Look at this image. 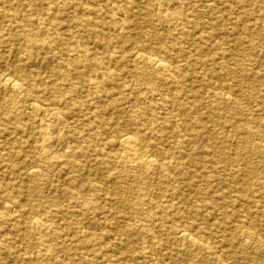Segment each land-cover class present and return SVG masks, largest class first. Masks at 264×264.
Instances as JSON below:
<instances>
[{
	"label": "bare ground",
	"instance_id": "obj_1",
	"mask_svg": "<svg viewBox=\"0 0 264 264\" xmlns=\"http://www.w3.org/2000/svg\"><path fill=\"white\" fill-rule=\"evenodd\" d=\"M16 1H18V5L9 7L4 5L5 2H0V18L5 16L10 19L5 20V37L9 35L14 43L17 41L24 43L25 47L22 50L19 49V51H21L22 57L26 59H36L39 50L53 53L52 61L48 63V68L52 71L55 79L53 82H49L41 74H38L35 82L33 84L29 83L30 79L27 73L19 72L25 69L26 66L19 65L13 73L14 75L4 76L3 83L5 87L10 89L12 94L20 98L23 96L22 100L30 102L32 111L37 117L41 118L39 123L42 125L41 135L44 145L51 144L55 140L58 142L62 141L63 137L56 135L59 134L58 130L63 127L62 124L65 122V110L75 106L79 111L86 114L88 117L86 124L89 129L88 136H73L74 146L67 154L66 160L63 161V164L75 173L81 168L78 158L87 156L89 147L99 140V131L105 129L109 124L106 119H103L104 113L111 107L116 106L115 101L117 99L103 101L102 98L103 94L107 92V87L116 80L118 82L120 76L110 65L117 58H120L118 57L120 51H116L115 44L119 42L117 41L118 39L128 38L130 31L134 30L139 40L150 38L148 41L142 42L141 50L135 52L133 56V62L136 63V74L133 77L142 84L149 86L152 92L160 91L162 101L172 105L182 116L191 117V115L197 114L199 109L196 96H194V101L191 102L184 95V91L187 88L184 79L187 77H192L194 74H201L211 78H221L222 74H231L240 79L259 76L250 70L251 65H253V56L257 55L259 48L264 46V7H260L257 0H227L230 16H234L231 23L232 33L238 46L236 51L229 50L226 47L228 41L226 39L227 25L222 18L223 15L217 0H156L158 6L166 8L167 14L176 8V4L202 3L194 8L192 15L181 14L184 21V26L180 29L181 33L179 32L181 40L174 36L178 30L175 25H169L170 27L166 33L158 31L160 18H157L154 14L157 10L156 8V10L146 8V12L143 14L144 24L136 20L133 10L141 9L140 6L143 0H52L51 6L48 5L47 7L51 10L55 7L63 17H53L50 20L41 21L39 29L31 31L27 35L24 32H28L26 28L33 24V20H25L20 12L21 8L42 7L47 10V7L41 3V0ZM80 8L82 9L81 11ZM258 12L260 15L257 14ZM201 15H206L210 28H204L203 24H201ZM62 21L65 22V25ZM81 27L90 35L105 42L104 53L108 54L109 63L105 62L103 57L98 54L92 55V57L89 56L79 38H75L77 41L75 45L72 44L77 48L76 51L79 54L75 56L70 53L69 50L73 46L65 41L62 30L65 29L67 37L73 38L76 34L75 31ZM197 30L199 31L196 32ZM215 33L221 36L218 44L220 48H223L221 49L223 54L220 58H218L219 50L210 47ZM22 34H25V37L19 38L18 35ZM16 37L17 39L15 40ZM184 45L187 47H184ZM242 46H246L248 51L246 52ZM65 56H68L66 60ZM174 59L177 60L176 63L178 64L175 65L170 62V60L173 61ZM179 63L181 64L179 65ZM162 71L176 74L180 78L182 77L183 80L171 83L166 82L163 88L160 87V90L156 86V79H161ZM127 78L125 77L123 80L122 88L118 92L119 95H123L125 100L128 96L133 99L138 104L139 114L149 115L150 123L156 126L157 131H155V137L141 138L129 131H119L117 142L124 152L123 159L130 162L128 163L129 166L140 164V168L144 170L157 167L181 171L183 168L182 162L165 148V142L168 138L166 134L168 130L167 119L161 118L150 108L151 106L147 104V100L140 91H132L130 94L126 92ZM84 90L90 92L91 101L80 105H77L76 102L73 103V97ZM193 92L197 94L199 91L194 89ZM249 95L250 90L248 88H240L237 91L236 99L232 102V108L239 109V106L242 105L241 101L247 100ZM46 97L50 100L47 101ZM216 100L227 105L231 104L227 98L217 96ZM244 111L241 108L240 112L244 113ZM245 113L247 112L245 111ZM211 118L217 126H221L224 120L223 113L217 110L211 112ZM259 119L261 120L255 126V130L250 132L262 138V142L256 144L254 148L261 158H264V115ZM16 120L17 117H6L3 122H16ZM253 120L254 118H248V122ZM145 122L144 125L147 123ZM15 124V129L19 132H26L31 129V127L19 120ZM76 124L78 125L79 122H76ZM185 129L191 133L188 136L189 140H193L195 137L193 130L189 127ZM171 130L177 136L176 139L174 138V144L181 146L183 144L179 135L182 130L181 126L174 124ZM212 134L211 147L213 151L209 154H204L205 157L211 155L212 158L209 161L207 173L202 175L203 185L196 188L187 186L192 188L190 196L200 198L201 205L198 209L193 207V205H189L183 211L176 204L163 205L156 203L147 209L142 206L134 208L127 214L132 219H143L148 226H155L160 221L163 227V234L168 238V243L173 248H176L179 252L186 250L185 253L200 251L204 255L200 260L201 262L195 264H230L238 261L239 247L243 250H248L249 247H254L257 251L261 249L262 241L257 233L259 226L255 222L244 218L243 213L246 211L240 209L238 200L247 198L246 200L255 207L259 203L264 204V173L259 171L257 163H252L246 159L239 178L238 172L230 163L229 147L224 141L222 133L215 129ZM147 140L152 142H148L149 151L143 154L142 142ZM23 142L19 140L13 146L3 149L6 151L4 157L7 158L5 166L7 177L11 178L17 175L16 161L13 158L21 156V148L25 147ZM154 149L169 156L165 155L163 156L164 158H158ZM2 159L0 157V161ZM187 159L191 163H196L193 155L188 156ZM29 163L31 166L22 177L35 182L38 179L47 177L46 168L57 167V164L52 161H46L44 167L33 159ZM101 165H106V162H101ZM106 173L107 175H102L101 181H90L91 187L89 188L79 183L83 175L75 174L71 176L66 188V197H69L70 200H75L79 210L76 212L70 211V214L69 210L64 211L65 213L59 208L55 210L56 214H61L63 217L70 215L66 226L59 227L51 224L49 219L36 218L31 222V229L45 231L48 236L59 234L65 228L72 230L71 233L68 232L66 235L76 239L75 243L78 244L79 255L82 259L88 260L90 264H96L99 255H108L106 264H113L116 256L109 250L110 245L105 240L106 237H109V232L106 229L112 228L111 226L114 225L113 221L116 217L112 216L114 213L112 210L104 211L103 214L106 218L103 221L96 217V211L103 207V198L105 196L111 198L108 192L103 196L100 194L108 190L106 184L113 180L112 174L110 172ZM2 178L4 177L0 176V198L10 202L6 206V210L10 211L13 208L26 209L24 203L18 200L20 195L19 188L15 184L2 182ZM214 184L222 188L219 199H216L213 192ZM29 189V192L34 191L32 188ZM233 192H236L237 196H234ZM173 193L177 194L178 190L173 189ZM187 199V196H184V200L186 201ZM129 201V197H127L125 200L127 206L130 204ZM201 211L215 212L218 217L214 223L203 225V232L194 234L192 229L189 228L190 226L183 224V220L189 223L194 221L195 216L202 215L204 217L205 214L200 213ZM36 212H40V210L36 209ZM24 213H21V216ZM77 214L88 221L94 219V222L90 224L97 225V228L100 227V229H90L83 225L82 221H76L75 215ZM110 215L112 218L109 217ZM12 221L17 227L18 219L13 218ZM231 226H234V229L229 236L223 235L220 239L215 238L213 242L207 241L208 232L213 229L227 232ZM145 227L147 229V226ZM134 230L133 226L123 230L124 239L121 244L126 246L140 243L141 238L136 241L131 240L135 234ZM151 240L154 242L151 246L150 255L157 261L152 263V260H150V263L163 264L162 261H159L162 256V246H164L162 240L156 237H152ZM182 242H186L185 249H181L184 245ZM6 246L7 242L4 239H0V249L6 248ZM41 246V249L48 253L45 260L49 263L76 264L75 262L59 263L57 252H62L64 249H57L51 244V240L43 242ZM25 259L29 262L33 260L30 257ZM176 259L175 263L178 264L179 262ZM125 260L131 264H147V262H141L142 258L137 254H131ZM249 262L250 257L245 252L242 264H249ZM0 264H4L1 258ZM35 264L44 263L40 261Z\"/></svg>",
	"mask_w": 264,
	"mask_h": 264
},
{
	"label": "rangeland",
	"instance_id": "obj_2",
	"mask_svg": "<svg viewBox=\"0 0 264 264\" xmlns=\"http://www.w3.org/2000/svg\"><path fill=\"white\" fill-rule=\"evenodd\" d=\"M257 1L260 7H264V0ZM0 2H5L4 5L6 7L18 5V1L16 0H0ZM41 3L47 7L52 3V0H41ZM201 4V2L182 5L176 4V8L167 14L165 11L166 8L158 6L156 0H143V3L140 6L141 9H134L133 14L136 15V20L138 22L144 24L143 14H145L146 8L157 9L154 14L157 18H160V21L158 22V31L160 33H166L170 27L169 25H175L178 30L175 32L174 36L181 40L180 29L184 26L181 14L190 16L192 15L194 8ZM217 4L222 12V18L227 25L226 39L228 41L226 47L229 50L236 51L238 50V46L236 45L235 36L232 33L231 23L234 16H230L227 0H217ZM52 9L53 10L49 9V7H47V10H44L42 7L32 9L21 8L20 12L24 19L33 20V24L26 28V31L28 30V32L24 33H27L28 35L31 31H37L41 21L50 20L53 17H63L55 7ZM81 10L82 9L80 8V11ZM84 11L86 10L84 9ZM257 14L260 15L259 12ZM201 18V24H203L204 28H210L206 15H201ZM5 20L10 19L1 16L0 157L3 159L0 161V176L4 177L2 178V182L15 184V186L19 188L20 195L18 200L24 203L26 209L13 208L10 209V211H7L6 206H8V203L10 202L0 198V239H4L7 242L6 248L0 249V258L4 264H35L40 261L44 264H51L45 260L47 259L48 253L41 249V244L48 240H51V244L57 247V249H64L62 252H57L59 263L75 262L76 264H90L88 260L80 257L78 244L75 243L76 239L72 236L66 235L68 232L71 233L72 230L64 227L65 230L63 229L59 234L48 236L45 231L32 230L30 225L34 219L44 218L49 219L50 223L53 225L59 227L66 226L68 223L67 219L70 215H65V217H63L61 214H56L55 210L57 208L63 210V212L69 210V214L70 211L76 212L79 210L75 200H70L69 197H66V188L70 177L75 174L83 175L79 180V183L83 184L84 187L89 188L91 187L90 181H101L102 175H107L106 172L112 174L113 180L109 184H106L108 190L103 191L100 194L103 196L108 192L111 195V198H108L107 196L103 198V207L96 211V217L103 221L104 218H106L103 214L104 211L110 210L114 212L113 215H111L116 217L113 221L114 225L111 226L112 228L106 229L109 232V237H106L105 240L110 245L109 250L116 256V260H114L113 264H131L125 260V258L131 254L139 255V257L142 258L141 262H147V264H151L150 260H152V263L157 261L150 255L151 246L154 242L151 240L152 237L162 240L164 246H162V256L159 261H162L163 264H176V258L179 262L178 264L200 263V260L204 257L200 251L185 253V250L184 252H179L168 243L169 240L163 234V227L160 221H158L155 226H148L143 219H132L127 213L140 206L147 209L149 206H153L156 203H161L163 205L176 204L178 208L183 211L186 210L189 205H193V207L198 209L201 205L200 198L190 196L192 188H188L187 186L196 188L203 185L202 175L207 173L209 169V161H211L212 158L211 155L205 157L204 154H209L213 151L211 142L213 139L212 133L215 129L222 133L224 141L228 144L230 163L238 172L239 178L242 173L241 169L244 168L243 165L246 163V159L250 160L252 163H257V165H259V171L264 173V158H261L260 154L256 152L254 148L256 144L262 142V138L257 137L253 132H250L255 130V126L259 120H261L259 118L264 115V46L259 48L257 55L255 54L253 56V65L250 67L251 72L258 74L259 76L240 79L231 74H222L221 78H211L202 76L201 74H194L192 77L189 76L184 79V82L187 84V88L184 91L185 97L193 102L194 96H196V101L199 105L197 114L191 115V117H185L182 116L172 105L162 101L160 91L156 90V93L152 92L149 86L142 84L133 77L136 74V63L133 62V56L135 52L141 50L142 42L144 43L150 38L139 40L133 30L129 32L128 38L122 40L118 39L117 41L119 42L115 44V47L117 52L120 51V55L118 56L120 58H117V60L110 65L120 74V76L118 82L116 80L107 87V92L103 94L102 98L103 101H113L114 99H117L115 101L116 106L111 107L104 113L103 119H106L109 124L105 129L100 130L101 132L99 131V140L89 147L87 156L78 158L81 168L75 173L70 171L63 164V161L66 160L67 154L74 146L72 137L75 135H83L84 137L88 136L89 129L86 125L88 117L75 106L65 110V122L62 124L63 127L58 130L59 134L56 135L63 137V139H61L62 141L58 142L55 140L53 143L46 145L42 143V125L39 123L41 118L37 117L32 111L30 102H25L22 100L23 96H21L22 98L15 96L10 89L5 87L3 78L5 75H14L13 73L17 70V67L19 65H24L26 68L19 72L27 73L30 79L29 83L33 84L37 79L38 74H41V76L45 77L49 82H53L55 79L54 75L48 68V63L52 61L53 53L39 50L36 59L29 60L22 57L19 49L22 50L25 45L18 41L14 43L9 35L5 37ZM63 24L65 25V22ZM198 31L199 30L196 32ZM75 32V37L69 38L65 35V29L62 30L64 35L63 38L67 43L75 45L77 42L75 38H79L84 49L89 53V56L92 57V55L98 54L100 57H103L105 62L109 63V56L107 53H104V41L90 35L82 27ZM18 36L19 38H24L25 34ZM220 37V34L215 33L212 44L210 45L211 48L219 50L218 58L223 54V51L221 50L223 48H220L218 44ZM16 39L17 37L15 40ZM125 39L126 41L124 42ZM74 45H72L73 47L70 48L69 51L72 55L76 56L79 53L76 51L77 48ZM184 47L187 46L184 45ZM242 47L246 52L248 51L246 46ZM67 58L68 56H65V60ZM170 62L175 65L178 64L176 63V59L173 61L170 60ZM180 64L181 63H179V65ZM123 66L125 67L123 68ZM125 77H128L126 81V83H128L126 92L130 94L132 91H140L143 97L147 100V104L151 106L150 108L161 118L167 119L168 130L166 134L168 135V138L165 142V148L174 154L175 156H173L175 158L177 157L182 162L183 168L181 171L157 167L144 170L140 168V164L129 166L128 163L130 162L123 159L124 152L117 142L120 133L119 131H129L140 138L148 136L155 137V131H157L156 126L150 123L149 115L139 114L138 104L133 99H130L128 96L125 100L123 95H119L118 92L122 88V83ZM181 80H183V78H180V76L176 74L162 71L161 79H156V86L160 89V87L163 88V85L166 82L171 83ZM240 88H248L250 90V95L247 100L241 101L242 105L239 106V109H234L232 108V102L236 99L237 91ZM194 89H198L199 92L195 94L193 92ZM217 96L229 99L231 104L227 105L222 102H217ZM73 98V103L76 102L77 105L91 101L90 92L87 90L81 91ZM46 99L47 101L50 100L47 97ZM45 104L47 103L45 102ZM241 108L247 113H245V111L244 113H241ZM214 110L223 113L224 120L221 126H217L211 118V112ZM6 117H17V120L26 124L28 127H31V129H28L26 132H19L15 129V123H17V120L16 122L12 121L4 123L3 119ZM248 118H254V120L248 122ZM144 121L147 122H145V125ZM76 122H79V124L77 125ZM174 124H178L182 128L179 133L183 141L181 146H176L174 144V140L177 137L171 130L173 129ZM187 127L193 130L195 135L193 140H189L188 138L191 133L190 131L187 132L185 129ZM19 140L24 141L23 143L25 147H18L21 148V156L13 158V160L16 161L17 175L10 178L7 177L5 168L7 158L4 157L6 151L3 149L13 146ZM148 142L152 141L147 140L142 142L141 147L143 148V154H146V152L149 151L147 146L149 145ZM154 150L158 158H164L163 156L167 155L166 153H159L157 149ZM170 152L168 153L170 154ZM190 155L194 156L196 163H191L187 159ZM31 159L41 163L42 167H44L46 161L55 162L57 167L55 166L52 169L46 168L45 173L47 174V177H43L40 180L38 179L35 182L22 177L30 168L31 165L29 162ZM168 159L167 161L169 162ZM103 161L106 162V165H101V162ZM204 162L205 164H203ZM29 188H32L34 191L29 192ZM173 189L178 190V193L174 194ZM238 189L241 190L240 187H238ZM213 192L215 193L216 199H219L221 197L222 188H219L217 184H214ZM233 195L237 196L236 192H233ZM184 196H187L188 198L186 201L184 200ZM127 197H129L130 200L128 206L125 202ZM246 199L247 198L238 200V205L240 206V209L246 211L243 213L244 218L255 222L259 226V231L257 233L262 241L261 249L257 251L256 248L249 247L248 250H243L239 247L238 261L230 264H242L245 252L247 253V256L250 257L249 264H262L264 262V204L259 203L255 207ZM35 208L40 210V212H36ZM21 213H24V215L21 216ZM200 213L205 214V216H195L194 221H190L189 223H186V220H183V224L185 223V225L187 224L190 226L189 228L192 229L194 234L203 232V225L205 226L207 223H214L215 219L218 217L215 212L211 211H201ZM111 215L109 216L110 218H112ZM13 218L18 219L19 223L17 227L12 221ZM75 220L82 221L83 225L90 229H100V227L97 228V225L90 224L91 222H94V219L88 221L77 214L75 215ZM132 226L135 229V234L131 240L136 241L141 238V241L134 245L128 244L125 246L124 244H121L124 239L123 230ZM145 226H147V229ZM233 229L234 226H231L227 232H220L218 229H213L210 231L212 233L208 232L206 236L207 241L213 242L215 238L220 239L223 235L229 236ZM182 243H184V245L181 249H185L186 242ZM107 256L99 255L96 264H106L108 259ZM26 257H30L33 260L29 262L25 259Z\"/></svg>",
	"mask_w": 264,
	"mask_h": 264
}]
</instances>
